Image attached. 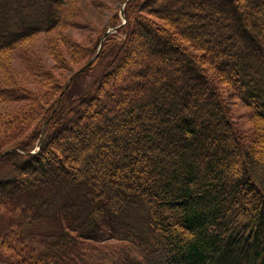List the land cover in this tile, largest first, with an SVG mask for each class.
<instances>
[{
	"label": "trees",
	"instance_id": "16d2710c",
	"mask_svg": "<svg viewBox=\"0 0 264 264\" xmlns=\"http://www.w3.org/2000/svg\"><path fill=\"white\" fill-rule=\"evenodd\" d=\"M158 1L136 5L151 16L139 15L137 39L125 1L116 30L126 52L106 63L85 105L63 99L116 34L66 81L36 136L0 152V162H20L0 178V203L28 194L22 226L54 231L34 233L30 264H82L84 243L104 239L131 244L115 264H264V0ZM64 2L0 0V53L54 29ZM137 48L142 61L125 68ZM217 80L254 110L252 139ZM65 133L73 150L54 149ZM0 264L12 263L0 253Z\"/></svg>",
	"mask_w": 264,
	"mask_h": 264
},
{
	"label": "rangeland",
	"instance_id": "374dc122",
	"mask_svg": "<svg viewBox=\"0 0 264 264\" xmlns=\"http://www.w3.org/2000/svg\"><path fill=\"white\" fill-rule=\"evenodd\" d=\"M125 1L65 0L59 7V24L54 29L40 32L0 53V152L14 146H25L36 136L42 120L56 107L63 95L62 88L66 81L83 68L95 52H99L106 35L116 34L110 38L107 36L104 55L88 70L72 79L63 99L66 108L85 105V95L94 82L107 72L106 63L114 62L117 54L126 52L120 31L116 30V26L127 22ZM146 3V0H131L127 8L135 38L142 32L145 34L136 23L140 20L139 15L144 18L151 17L136 6ZM158 23L161 22L158 20ZM132 47L136 48V45L132 44ZM188 47L190 49L191 45ZM139 49L132 53L125 68L135 63L140 64L143 56ZM191 51L199 58L204 56L201 51H194L192 48ZM118 78L121 80L117 76L114 79ZM216 84L229 104L234 124L238 126L243 137L252 139L257 126L254 110L237 96L229 82L217 80ZM97 108L98 103H92L88 111L96 113ZM261 124L264 125L263 122ZM56 127L54 119L51 123V134ZM69 140L71 137H67L66 133L57 138L53 137L54 149L57 147V150H73L75 146ZM91 151L92 149L88 150V153ZM262 157L264 159V154ZM5 163L6 160L0 162V178H7L20 168L19 161ZM21 189L23 185L16 188L17 191ZM30 201L31 198L25 194L15 204L18 207L6 202L0 203V253L12 264H30L28 253L33 247L38 248L36 241H32L34 233L46 235L52 230L46 223H40L37 227L31 224L22 226L23 217H30L32 214V210H26L27 206L30 209ZM23 227L28 229V233L24 231L25 242H21L22 238L17 236ZM104 240L84 243L85 255L82 264H115L118 257L122 258L132 250L128 247L131 246L128 242Z\"/></svg>",
	"mask_w": 264,
	"mask_h": 264
},
{
	"label": "water",
	"instance_id": "95a60500",
	"mask_svg": "<svg viewBox=\"0 0 264 264\" xmlns=\"http://www.w3.org/2000/svg\"><path fill=\"white\" fill-rule=\"evenodd\" d=\"M93 60H94V59H93ZM93 60H92V61H93ZM39 147H40V146H39ZM39 147L36 148V149L33 151V153L36 152V151H38V150H39Z\"/></svg>",
	"mask_w": 264,
	"mask_h": 264
}]
</instances>
